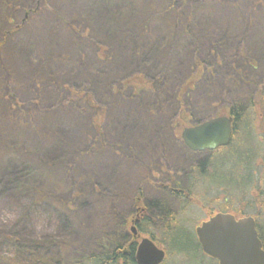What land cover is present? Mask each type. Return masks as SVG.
I'll return each instance as SVG.
<instances>
[{"label":"rangeland","instance_id":"374dc122","mask_svg":"<svg viewBox=\"0 0 264 264\" xmlns=\"http://www.w3.org/2000/svg\"><path fill=\"white\" fill-rule=\"evenodd\" d=\"M158 1L0 0V235L43 242L34 249L36 255L51 254L52 242L55 245L67 234L73 241H83L87 236L84 228L102 219L106 208L96 210L92 186L82 184L79 190L84 196L75 204V212H69V224L67 219L62 221L65 213L58 200L66 201L70 196L73 185L69 176L81 173L93 176L118 195L115 208L127 216L130 237L135 206L124 196H134L140 187L142 204H149V216H155L158 211L151 202L161 199L162 184L174 187L176 179L182 187H189L194 200L185 202L183 211L181 202L173 199L175 204H170V193L165 190L168 197L163 200L168 209L178 214L179 225L189 232L216 211L254 215L264 230V107L258 105L248 114L250 143L244 139L247 130L239 123L231 144L212 153L217 171L224 169L217 183L207 180L210 169L200 181L188 173L209 152L192 154L181 144L183 127L173 134L171 122L176 115H170L177 103L173 90L185 77L194 52L204 64L211 63L225 72L230 65V52L234 57L235 50L244 46L250 57L260 63L264 74V0H230L235 8L227 0H216L205 3L204 9H199L202 2L194 3L190 9L176 0L182 14L179 20L170 21L172 28L167 27L168 21L153 17H159L155 10ZM35 8L36 15H31L30 10ZM187 13L191 15L190 34L184 31ZM73 26L84 33L75 32ZM99 45L106 48L101 56L97 53ZM139 72L159 81L157 88L163 92L157 102L155 96L139 100L119 87L123 79ZM224 80L219 75L211 87L198 84L192 102L208 109L216 96L212 89L223 86ZM72 84L88 85L91 92L99 94L106 116L98 153L85 157L87 160L67 175L61 162L70 157L71 150L80 149L88 141L86 122L69 113L67 105L57 103L58 89L67 93ZM113 86L119 89L118 93H112ZM238 87L233 90L236 96L248 92L242 83ZM152 103L157 107L168 105L170 109L164 106L159 109L162 111L147 110ZM224 104L225 101L215 105L214 112L227 114L220 109L225 108ZM38 108L51 111L39 115ZM22 110L30 116H23ZM117 144L124 147L128 158L112 152L111 147L114 151ZM235 147H250L257 155L247 172L251 185H242L241 167L233 174L236 164L229 153ZM45 162L48 166H41ZM162 166L182 174L169 178L171 175L159 173ZM152 173L156 175L150 177ZM144 178L153 187L143 184ZM162 225L152 222L144 224L145 230L137 227V231L149 238L152 234L166 249L163 264H214L202 252L199 258L173 251ZM2 244L0 241V250L4 251L0 264H27L21 262L23 256L19 257L11 243Z\"/></svg>","mask_w":264,"mask_h":264},{"label":"trees","instance_id":"16d2710c","mask_svg":"<svg viewBox=\"0 0 264 264\" xmlns=\"http://www.w3.org/2000/svg\"><path fill=\"white\" fill-rule=\"evenodd\" d=\"M180 1L182 5L190 9L194 3L202 2L201 6H199V9H204L205 3L215 2L216 0ZM227 1L230 3L232 8H235L236 5L234 2L231 3L230 0ZM156 4L158 7H156L155 10H158L159 17H155L154 15L153 17L161 18L160 21L164 23L168 21L167 27L172 28L169 26L170 21L179 20L182 14L181 5L177 4L176 0H159ZM256 4H259V2H257ZM36 11V8L34 10H30L31 15H36ZM165 16L166 18H164ZM190 16L191 15H188L187 13V20L185 22L187 24L186 28L184 29L187 34H190ZM72 29L75 32H81L80 27L73 26ZM98 50L99 52L97 53L99 56H101L103 53H105L106 48H104L102 45H99ZM235 52L236 54L234 55V57L232 51L230 52V55L232 57L229 58L231 59L230 65L227 68L228 70H226L225 72L218 71V69H215L216 66L212 65L211 63L208 65L204 64L200 60L196 52L191 55V63H189L188 65L185 77L177 86L176 90H173V100L177 101L170 112V115H176L175 120L171 122L173 134H176V130L181 127L198 124L202 120L210 118L212 115H218L217 112H214L215 110L213 108L215 105H220L221 102L225 101V108L220 109H223L224 113H227L234 118L233 134L236 135L238 133L237 125L239 123H242V125H244L245 131L247 130V135H244V139L246 140V142L250 143L251 130L248 131V114L250 111L252 112L253 109L258 105L264 107V74L260 63H258L255 58L250 57L244 46L237 48ZM219 61L220 60L217 59V64ZM219 75L226 78V80H224L223 86L212 89L216 91V96L214 100H210L208 109H206L205 107L202 108L201 103H193L192 93L198 90V84L205 83L206 86L211 87L213 86L212 84L218 80ZM158 83V80H154L151 76L139 72L133 73L123 79L119 87H121L122 90H128L130 96L139 100L144 99L146 96H155L157 97L155 98V102H157V100L160 99L161 93L163 92L157 88ZM239 83H242V85L247 87V95L244 94L243 96H236L235 93H233V90H237L239 88ZM61 89L63 88L58 89L59 99L61 100L58 99L57 103L67 105V108L71 111L69 113L77 116L79 120L81 119V121L83 120V122H86V124L84 125V129L87 131V135L85 137L88 140L86 144L80 147V149L71 150L70 157L66 160L64 159L61 162V167H63L65 173L69 175L73 174L74 168L77 167L82 160H87V158L85 157L92 158L98 153L99 145L101 142H103V124L106 116V106L100 103V97L98 96L99 94H95L93 91L91 92L88 85L78 87L72 84L71 86H68L67 93L62 92ZM114 92L118 93L119 89L117 90V88L113 86L112 93L114 94ZM164 106L170 109L168 105H160L157 107V105H154L153 103L151 105H148L146 108L147 110H152L153 108L159 110ZM14 108L15 106L13 107V109ZM162 109L159 111H162ZM50 111V109H37V113L39 115H45ZM22 114L25 117L30 116L28 112H24L23 110ZM116 148L117 149L113 151L111 147L113 153H117V155H121L124 158L129 157L126 155V152L123 149L124 147H122L121 144H117ZM221 149L224 148H219L216 151ZM253 154L254 153L252 152L250 147H235L229 153V157H231L232 161H234L233 165L234 163L236 164L233 174L236 175V168H242L243 184L241 181L240 183L243 186H245L249 182V185H251L252 183V181H250L249 179V176H247V172L248 169H252V160L254 161L255 157L257 156L256 154H254L253 157ZM215 163H217L215 160L209 158L205 164L211 165L213 169V171H209L212 173H209V175L207 176V180H211L212 182L217 183V181L219 180V176L221 172L224 171V169L221 171H217V166L215 165ZM41 166L46 167L48 166V164L47 162L41 163ZM147 168L148 167L145 166L144 170ZM192 169L193 171L191 174L194 176V178L196 177L198 181H200L201 177H204L202 176V174H206L209 170L208 166H200V168H196L193 166ZM69 178L72 181L71 184L73 185V187L70 186V188L71 193L72 191L73 193H70L69 198L65 199L66 201L62 199L58 200V203L61 205V209H64L65 213L62 221L67 219V224H69V212H75V204L79 201V198H82L84 196V192L79 190L80 185L82 184L89 183L92 186L91 192L93 193L94 197L97 198V200L95 201L97 204V206H95L96 210L98 208H101V210L103 211L104 207L106 208V215H103L102 219H99L96 223L84 228L87 234L85 239H83V241H73L71 240V235L67 234L69 235L68 237L66 235L65 238H60L57 242H55L56 246L54 245V242H52L53 249L51 254L43 255H36V252L34 250L37 247L38 243L43 244V242L28 240L21 241L19 240V238H16L15 235L11 234L5 236L0 235V241H2L3 243L2 246H5L4 244L11 243V245L14 246L17 250L16 253L19 255V257L23 256V260L21 262H25L27 264H137L135 260L136 244L131 239L127 230V216H122L115 208V205L118 202L117 198H119L118 195L115 194L113 189L109 187L107 188V186L105 187L103 183L101 184L99 180H94L93 176L89 174L81 173L77 177L70 175ZM183 191L189 192L190 189L189 187H183L182 190L179 191V193L183 194ZM167 194L162 193L161 199L151 202V207L157 208L158 214H156L157 216H152L153 213H151V216L147 217V221L149 222L145 224V226L151 225L152 222L153 224L163 223V233L165 235V239L167 240L169 248L173 249V251L176 252L186 253L190 257L199 256V258H201L202 255L204 256V254H200L202 250L195 236V233L189 232L187 229L179 225L176 218L178 214L175 215V211L173 212V210L168 209L167 202L163 200V197ZM50 195L51 194L49 191L48 198L51 197ZM174 195L175 193L171 191L169 197L171 205L175 204L173 201ZM141 199H143V190L141 188L138 189V192H136L134 196H124L125 201L133 203L132 207H146L149 214V204H142ZM184 203L185 202H181V211H183V209L185 208ZM138 227L141 228V230H145L143 228L144 222L140 223ZM257 228L260 234V238L264 243V230L260 228L259 224L257 225ZM151 238L156 242V239L152 234ZM124 248H127L129 254H123ZM29 251H31L30 254L27 253ZM3 252L4 251L0 250V255ZM18 258H15V260H18ZM209 258L214 264H218V261L216 259L211 257ZM0 261H2V258L0 259ZM12 261L13 259L11 260V262Z\"/></svg>","mask_w":264,"mask_h":264},{"label":"water","instance_id":"95a60500","mask_svg":"<svg viewBox=\"0 0 264 264\" xmlns=\"http://www.w3.org/2000/svg\"><path fill=\"white\" fill-rule=\"evenodd\" d=\"M232 116L210 118L182 131L185 144L194 151L212 150L227 145L232 135ZM136 236V230H132ZM202 250L219 264H264V248L252 217L236 219L232 214L217 213L196 228ZM165 257L149 238H142L136 253L137 264H160Z\"/></svg>","mask_w":264,"mask_h":264},{"label":"flooded vegetation","instance_id":"af4514ba","mask_svg":"<svg viewBox=\"0 0 264 264\" xmlns=\"http://www.w3.org/2000/svg\"><path fill=\"white\" fill-rule=\"evenodd\" d=\"M202 152H205V151H201V152H193V154H202ZM206 152H208V151H206ZM209 158H212V152H209V154H207V155H205V157L203 158H201L195 165H194V167H196V168H200V166H203V167H205V166H208V169H210V170H212L213 171V169H212V166L211 165H208V164H205L207 161H208V159ZM193 166L191 167V169H190V171H188V173H192V171H193ZM161 170H160V172L159 173H164V174H169V175H171V176H169V178H171L172 176H174V175H181L182 174V172L180 171V172H177L176 170L175 171H173V170H170V169H168V168H166V169H164V168H160ZM179 173V174H178ZM158 174V173H157ZM155 176L156 175V173H152L151 175H150V177L151 176ZM160 175V174H159ZM173 178V177H172ZM175 179V178H174ZM177 180V179H176ZM176 180H173V184H174V187H171L169 184H162L161 186H162V188L163 189H165V190H168L169 192H170V194H171V191L173 192V193H175V195H174V201L175 202H186V200H187V202H189V201H192L193 200V194H191L192 192L191 191H189V192H184L183 191V194H180L179 193V191L180 190H182V188H181V186L179 185V182H175ZM133 216H135V220L133 221V225H134V227H138V225L140 224V223H143L144 222V224H147L149 221H147V217L149 216V214H148V210H147V208L146 207H142V206H137L136 208H135V211H134V215ZM134 243H135V241H133Z\"/></svg>","mask_w":264,"mask_h":264}]
</instances>
